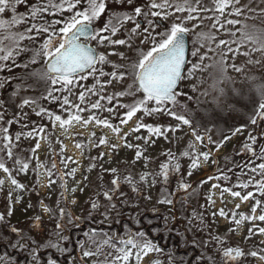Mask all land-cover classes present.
<instances>
[{
	"label": "snow or ice",
	"instance_id": "obj_1",
	"mask_svg": "<svg viewBox=\"0 0 264 264\" xmlns=\"http://www.w3.org/2000/svg\"><path fill=\"white\" fill-rule=\"evenodd\" d=\"M115 5L123 6L127 4L132 10L129 11H114L109 14L108 20L105 22L102 28L94 27V22L97 21L103 13L107 11L108 0H35L34 3L29 4L28 0H0V14H4L11 10V19H0V30H3L5 35L0 36V69L8 67L7 63L11 61L13 67H18L16 65V57L21 56V54L31 53V58L28 63L24 64L27 69L30 64H35L37 61L42 60V67L31 73L32 76L38 78L45 82V84L50 85L47 89V95L44 97L53 102H58L60 104L61 111L67 113V118L65 119L61 115H57L48 109L41 107L36 113L38 116L46 115L52 122L53 127L56 126L57 122L62 129H67L71 126L73 122H79L84 125L95 121L97 125H103L112 130V132L119 134L120 128L117 125H113L107 119H101L99 116L89 115L87 119H83L80 113L84 111L92 110H106L108 112H113L115 109L113 107L103 108L101 104L102 100H107L109 104L116 99V107L127 109L120 119V124H126L137 112L143 111L146 115H154L158 112H166L169 116L173 117L175 120L179 121L176 128L171 126L161 127L159 125L144 124L137 122L136 127L130 131H139L140 129H146L150 136H165L166 133L171 131L175 132L180 125H191V121L182 113L175 110L179 103L178 97L187 96L188 100H192V96H188L183 90H180V84L184 80H189L195 76L197 71L205 72L209 68L215 69L214 73L209 74L211 83L208 88L223 93L224 86L229 82V77L226 75L227 65L225 63V57L229 54H237L242 45L253 44L259 45V48H251L250 51L264 50V29L256 28L252 26L249 30L247 24H241V28L237 29L240 35L237 37L236 32H229L228 34L232 37L229 40H219L216 44L215 49L211 47L212 42L215 37L210 32H199L193 39V50L191 56L193 58L198 57V60L193 62L190 61L186 56V34H188L191 29L186 27L188 22L193 20H204L212 19L215 28L219 23L220 17L225 13L226 9L231 8L229 15L244 16V19L253 18L252 16L245 15V13L256 12L255 9L250 8L248 5H240V0H211V7L206 4V0H149V2L144 6H133V0H113ZM28 5L26 11L18 12V6ZM70 13V15L65 16L64 13ZM212 12V16L202 15V13ZM59 14L60 18H51ZM257 15H264V10H261ZM143 17V21H139L138 18ZM151 17V18H150ZM171 17H175L170 26L165 27V31L157 32L153 35L155 28L159 26L156 18L159 21H166ZM131 22L134 27L131 29V34H137L142 27V23L146 22L147 27H143V35L145 40H151V47L147 51L138 50V54L134 60L128 64H112V72L106 73L103 70V65L109 63L107 57L103 53L97 54L96 50L92 48L85 41L96 40L99 44L103 45L105 42L109 45H128L131 48L130 39H112L111 37L123 27L124 24ZM226 24L236 25L241 23L239 20L229 19L225 21ZM17 25H24L23 31H15L14 28ZM199 25L194 24L193 29ZM220 29H224V24H220ZM107 33V35H105ZM83 38V40L81 39ZM42 41L39 46H36L37 41ZM7 41V43H5ZM24 41H28L24 44ZM205 41L208 42V51H212L215 56H219V59H214L210 57L208 52L205 51L203 54L200 48L205 46ZM143 43V41H142ZM199 43L200 48L195 47ZM235 44L236 47L233 48L232 45ZM31 45V47L29 46ZM226 48L224 52H217V49L221 47ZM248 55V53H244ZM122 58L123 53L119 54ZM205 60H212L210 64H205ZM99 65V67H98ZM187 67V72L185 73V67ZM236 72H240L241 69L237 68L235 64L232 65ZM98 73V75H97ZM89 76H93L96 79L97 84L100 85L99 92L96 90V85L91 87H85L83 85H78V81L87 80ZM110 76L112 79L123 80L126 77L130 78L132 83L128 85L127 89L122 92H117L109 94L107 96L100 95L103 92L104 85L100 84V77ZM9 77L0 79V88H3L5 84L9 81ZM112 80L107 81L111 83ZM203 83L204 81H200ZM55 85H60L59 88L54 87ZM79 86L81 91L79 93L78 99L80 103H84L86 96L99 95L94 103L87 105L86 107H81L80 104H72L68 96L61 97L55 95L57 92L67 91L71 94L72 88ZM135 90V91H133ZM192 90H196V86H192ZM259 93V98L261 103L258 104L255 109V115L251 117V123L253 125L257 124V120L264 121V85H260L257 88ZM136 93H142L143 96L140 99L134 100L130 104L119 103L118 98L123 96H134ZM16 92H13V96ZM202 95H208V89L202 93ZM197 102L198 98H197ZM5 101L0 100V123L5 120ZM34 100L22 99L19 107L25 105L34 104ZM149 104H153V107H149ZM171 105V107H169ZM67 106V107H66ZM74 110V111H73ZM19 119L14 114L13 119L7 120L8 125L13 123H18ZM240 128H236L232 133L235 135L242 131ZM45 129L43 127H33L27 132H17L15 134L14 140L20 141L21 137H34L40 133H43ZM193 136L197 142H203L207 139L209 143H213L210 136H202L199 134L196 128H193ZM94 135V134H93ZM126 146L131 148L133 145L127 144ZM42 139L45 137H41ZM229 136H224V140H228ZM91 140V137L89 138ZM141 139V137H137ZM147 143L148 138L144 137ZM224 140L215 142L217 148H219ZM100 144H105L106 139L101 137L99 140ZM257 143V136L249 133L248 138L240 148V153L238 154H249L250 158L243 164L236 165L240 169V172L236 176L237 184L234 187H240L243 189H248L249 187H254L255 192L264 195V144L259 146L257 150L254 146ZM17 145L13 142V137L10 135L9 127L0 126V170H2L6 175L10 184L13 186L14 190H20L24 188V185L19 183L13 176L12 172L17 173L26 172L29 169V161L32 157L23 158L14 153V149ZM40 147L39 141L37 142L35 148L31 149L35 153L36 149ZM76 147L83 149V145L80 143L76 144ZM116 148L117 145H112ZM137 147L136 157L139 159L142 156V152ZM63 146H61V153H63ZM55 155V153H54ZM103 155V154H101ZM167 156V161L163 162L159 166V171L154 174L153 183H155V176H160L163 182H167L171 173L178 172L180 165L177 162L179 157H177L173 152L168 151L165 153ZM5 156L7 160L12 161L13 167L9 168L6 165ZM180 156L188 157L191 160L189 165V175H191V170L199 167L200 160L207 162L211 156L210 151L197 152L195 150L192 142H189L188 149L180 153ZM256 161H260L257 163ZM68 162L75 161L72 157H61L60 163L67 167ZM213 163H216L213 160ZM41 167H45L43 164L37 160V166L34 171ZM53 170H56L58 174V179L60 181V186L67 192L65 177H74L76 169L73 168L70 171L63 172L57 167V163L53 161L51 168H45L46 174L49 177V186L56 181H53L51 177L53 176ZM111 171L114 174L111 180V188H107L98 193V195H103L106 201L109 202L112 208H115V204L111 202L115 199L116 193L118 192L121 185V178L116 175L117 169L112 168ZM232 169H227L226 171L221 169L218 170L219 174L215 177L217 180H229L230 177L227 174L231 172ZM148 173L141 174L139 176V181L144 182ZM247 175V179L243 177ZM260 178L257 179L256 177ZM209 180L213 177H208ZM123 182L129 184L133 191H137L136 180L131 175L123 178ZM4 184V179H0V186ZM213 188L220 187L218 184H213ZM191 185L180 181L178 184V189L183 191H188ZM77 189L72 188V192ZM83 189H81L82 191ZM229 192L233 197H239L241 200L246 201L249 198L254 197L253 191H248L246 195H241L239 191H232L231 188H223L221 190V198H223V193ZM176 193L167 192L164 190L162 192L163 198L159 201L160 203H165L172 205L174 200L170 197L174 196ZM123 196V193H120ZM11 196L12 193L9 192V207L7 209V216L12 215L13 209L11 206ZM19 197H17V202H19ZM209 203H213L211 196L208 197ZM66 203V198H65ZM75 203V200L73 201ZM59 205V201L57 202ZM261 205L260 200H256L255 204L252 206V213L255 214L257 207ZM31 207V205H29ZM100 207L98 199H94L91 202V209L93 211ZM237 209L240 207L236 205ZM43 210L48 213L55 215L53 209L44 206ZM155 211V209H153ZM59 219L55 225L53 233L49 236L44 243L38 244L37 241L24 233L22 229L15 226L8 225L5 214L0 213V227L7 226L9 235L5 236L0 233V241H3L8 248L13 250H23L28 253L31 260L27 264H40V259L37 253L42 249H54L60 254L69 252L70 250L63 246L64 241H68L69 237L63 235L64 230V219L67 218L69 224L73 222H78L79 217H74L70 211L64 207H58ZM216 213H213L215 216ZM219 215L226 217L228 214L223 208L219 210ZM240 219H236L237 213H231L232 221L239 225L242 220H260L264 221V211H261L259 216L255 215H245L240 213ZM92 216V213H89ZM105 219L107 216V209L104 213ZM203 224V216L199 215L197 212L193 211L191 217L189 218V225L194 226L195 222ZM119 223V221H117ZM139 223V220H136ZM151 223V221H148ZM40 217L36 216L33 218L32 227L39 228ZM125 235L118 236L115 233H110L104 231L103 229L92 228L84 233L86 239L77 240L79 250L82 253L80 259V264H83V260L86 257H94L92 264H128L130 257L133 255L139 264V261L147 256L149 253H157L164 255V249L157 243H154L147 237L145 231H135L133 232L127 225L124 226ZM191 227L189 228V231ZM158 231L157 229L153 230ZM165 231L170 233L171 228L167 224V218H165ZM231 231V230H230ZM259 233L264 234V228L258 229ZM11 234H15L16 239L12 240L10 238ZM181 235L180 233H177ZM249 234H252V229H249ZM182 246L187 245V240L182 237ZM193 246L199 248H207L212 244L216 245L215 251L221 254V264H235L236 261L241 258L244 253L243 251L236 247L223 248L225 241L220 236L209 235L208 239L201 242L193 241ZM31 245H34L30 247ZM175 250L169 249L167 253V264H177L178 258L175 256ZM249 255L255 257L258 255L256 251H252ZM260 259H264V256H260ZM207 260L208 264H217L213 256L207 255L205 251H201L200 255L195 258L193 264H203V261ZM0 262L3 264H16L15 259L10 256L9 253L5 252L0 256ZM180 264H188V261L183 257L179 258ZM47 264H57V261L51 256L48 257ZM70 264H75V260L71 261ZM151 264H160V261L153 260Z\"/></svg>",
	"mask_w": 264,
	"mask_h": 264
},
{
	"label": "rangeland",
	"instance_id": "obj_2",
	"mask_svg": "<svg viewBox=\"0 0 264 264\" xmlns=\"http://www.w3.org/2000/svg\"><path fill=\"white\" fill-rule=\"evenodd\" d=\"M35 0L28 2L29 4L34 3ZM149 2V0H133V6H144ZM206 4L211 7V0H206ZM110 6H114L113 0L108 2L107 9ZM248 5L250 8L255 9L256 12L245 13V15L252 16L253 18L244 19V16L229 15L231 8L226 9L225 13L220 17L219 23L215 28L212 27V19L204 20H193L186 24V27L191 29L187 34L188 37V55L187 58L190 61H197L198 57L193 58L191 52L193 50V39L196 34L199 32H210L214 35L215 40L212 42L211 47L215 49L216 44L219 43V40H229L232 37L228 34L229 32H236L237 29L241 28V24H247L249 30L252 26L256 28L264 29V15H257L261 10H264V0H240V5ZM28 5L18 6V12L26 11ZM118 7H120L118 5ZM127 11H131L132 8L127 4L123 5ZM107 15V13H103ZM101 17L95 22L93 26L96 28H102L104 26V19ZM11 10L4 14H0V19H11ZM65 16L70 15V13L65 12ZM202 15L212 16V12L202 13ZM59 19L60 16L57 14L55 17ZM142 21L143 17H139ZM151 18V17H150ZM159 19V18H158ZM175 17H171L166 21H162L161 24L153 31V35L157 32L165 31L166 26H170ZM233 19L239 20L241 23L236 25L226 24L225 21ZM199 25L193 29V25ZM220 24H224V29H220ZM134 27V24L128 22L123 25V27L111 37L112 39H130L131 48L128 45H109L105 42L103 45L99 44L96 40L86 41L89 44H92L98 54L103 53L109 63L103 65V70L106 73L112 72V64H128L134 60L138 54V50L147 51L152 45L151 40H145L143 33V27H147L146 22L142 23L141 29L137 34H131V29ZM24 25H17L15 31H23ZM5 35L3 30H0V36ZM107 35V33H105ZM237 37L240 33L236 32ZM143 41V43H142ZM7 43V41H5ZM24 44H27L28 41H24ZM42 41H37L36 46L38 47ZM205 46L200 48V44L197 43L195 47L200 48L201 53L205 51L208 52L210 57L214 59H219V56H215L212 51H208V42L205 41ZM31 47V45H29ZM233 48L236 47L235 44L232 45ZM251 48H259V45L247 44L242 45L237 54L229 53L225 57V63L227 65L226 75L229 77V82L224 86L223 93L213 91L208 88V85L211 83L209 78L210 73H214L215 69L209 68L205 72L197 71L195 76L189 80H184L180 84V90H183L187 95L194 96L200 101H210L214 99L218 101L216 107L211 109L213 113L214 120H218L222 123L224 128L230 126L233 130H226L227 135L230 138L224 140L223 144L217 148L215 142H219L220 133L218 130L211 126L202 136H210L213 143H209L207 139L204 141L197 142L195 137L192 134L193 127L191 125H180L175 132H167L165 136H150L146 129H140L139 131H130L136 127L137 122L144 124L159 125L161 127L171 126L176 128V125L179 124V121L175 120L173 117L169 116L166 112H158L154 115H146L143 111L137 112L126 124H120V119L127 109L116 107L117 100L114 99L111 104L107 100H102L101 104L104 109L108 107H113L115 110L113 112H108L106 110H92L84 111L80 113L83 119H87L89 115H92L93 112L95 115L99 116L101 119L109 120L113 125H117L120 128L119 134L112 132L111 129L103 126L97 125L95 121L84 125L79 122H73L71 126H68L67 129H62L57 122L56 126L53 127L51 120L46 116H38L36 113L41 107L48 109L49 111L67 118V113L61 111L60 104L58 102H53L44 97L47 95V89L52 87L45 84L43 81V86L33 85L31 87H16L13 92H16V95L13 96L15 103L17 105L18 113L25 122L29 123L31 120H40L43 124L45 131L34 137H21L20 141L13 142L17 145L14 149L16 155L23 158L32 157L29 161L30 166L26 172L17 173L16 171L12 172V176L21 184L24 185L23 189L14 190L13 186L7 179V175L0 170V179H4V184L0 186V213H4L7 223L12 224L17 228H25L29 230L32 234H35L38 239H46L53 233L57 220L59 219L58 207H64L72 213L73 216L79 218H84L90 223H98L112 225L119 216L125 217L126 219L130 217H137L136 209L140 205V195L139 189H144L145 194L142 197L143 202H145V208L148 212H155L161 216L163 221L167 218L168 221L172 222V217L174 215L184 218L186 222V228L189 232V235L193 237L194 241L201 242L205 239H208L209 235L220 236L224 241L223 248H240L244 255L239 258L235 264H264V259H260V256H264V234L259 233V228H264V221L257 219L254 220H242L239 225L235 224L231 219V213L236 212V219H240V213L245 215H255L259 216L261 211H264V195H260L255 192L254 187H249L248 189H243L240 187H234L237 184L236 174L228 172L230 179L217 180L215 177L219 174L218 170H225L232 163L239 162V160H244L249 158L248 154H238L240 153V148L246 141L249 136V133L257 136V143L255 147L262 142V128L264 127V121L257 120V124L253 125L251 119L247 124L244 123L241 105L242 101L246 100V103L254 101L255 91L260 85H264V50L250 51ZM217 52H224L226 48L223 46L220 49L216 50ZM123 53L124 57L122 58L119 54ZM244 53H248L245 55ZM31 58V53L21 54V56L16 57V65L18 67H13L11 61L5 62L8 67L0 69V73L4 76H15V74H21L24 71L30 70L36 66L42 65V60L37 61L35 64H30L26 69L24 64L28 63ZM212 60H205V64L212 63ZM235 64L237 68H240V72H236L232 65ZM99 67V65H98ZM187 67H185V73L187 72ZM98 75V73H97ZM2 79V78H0ZM112 80L111 83L107 81ZM200 81H204L201 83ZM132 81L130 78H125L123 80L112 79L110 76L100 77V84L104 85L103 92H100V95L107 96L109 94L125 91L129 84ZM96 85V90L99 92L100 85L97 84L96 79L93 76H89L87 80L78 81V85H83L85 87H91ZM14 86L15 84L10 82V80L5 84L6 86ZM196 86V90H192V86ZM54 87L59 88L60 85H55ZM9 89V88H7ZM6 89V90H7ZM208 89V95H202V93ZM81 87L76 86L72 88L71 94L67 91L57 92L55 95L63 98V96H68L72 104H80L81 107H86L87 105L94 103L99 99V95L88 94L84 103H80L78 96L81 91ZM135 91V90H133ZM2 92V88H0ZM213 98L211 99V97ZM142 93H136L134 96H123L119 97V103L121 104H130L136 99L142 98ZM247 98V99H246ZM22 99L34 100V104L25 105L22 108L19 107ZM257 98L256 100H259ZM261 103L259 100L258 104ZM149 107H153V104H149ZM67 107V106H66ZM171 107V105H169ZM239 111L238 113L235 111ZM74 111V110H73ZM246 119V118H245ZM244 119V120H245ZM246 121V120H245ZM232 125V126H231ZM0 126L9 127L10 134L13 132H27L32 128L29 127V124L21 125H3L0 123ZM242 128L241 132L233 135L232 133L236 128ZM127 133L126 142L127 144L133 145L129 148L126 146L125 139L122 137ZM94 134V135H93ZM141 139H137V137ZM15 137V136H14ZM45 137V138H41ZM91 137V140L89 139ZM101 137L106 139L105 144H100L99 140ZM144 137L148 138L147 143L145 142ZM220 140V141H222ZM39 141L40 147L36 149L35 153L31 149L35 148L37 142ZM189 142L195 147L197 152L210 151L211 156L208 161H203V158L200 160L199 167L191 170V175H189V165L191 160L188 157L180 156V153L188 149ZM80 143L84 147L79 149L76 147V144ZM112 145H117L116 148H113ZM61 146H63V153H61ZM142 152V156L138 159L136 157L137 147ZM168 151L173 152L178 159L180 165L178 172H173L170 174L168 181L163 182L160 176H155V183H153V177L156 172L159 171L160 162L156 163L159 159H162V162L167 161V156L165 153ZM55 153V155H54ZM103 154V155H101ZM72 157L73 162H68L67 167L64 164L60 163L61 157ZM6 165L9 168L13 167L12 161L7 160L5 156ZM37 160L45 167H41L38 170L34 171L37 166ZM213 160L216 163H213ZM55 161L57 167L60 171L67 172L75 168L76 173L74 177H65L67 192L60 186V181L58 179V174L56 170H53V176L51 179L56 181L49 186V177L46 174L45 168H51V165ZM259 163L260 161H256ZM115 168L117 172L124 168L128 170L129 173L138 176L136 181L137 191L134 194L133 199L128 198L126 190L128 189L129 184L121 183L119 192L116 193L115 199L111 202L115 204V208H112L108 201L105 200L103 195H98L102 193V190L99 187L108 188L107 182L109 181V175L113 174L110 169ZM123 169V171H124ZM239 169V168H238ZM237 169V173L240 172V169ZM148 173L144 182L139 181V176L141 174ZM172 175L174 176V185L177 186L180 181H194L201 180L200 188L198 191H191L189 195H192L188 199L185 196H182V200L179 199V206L174 200V196L170 197L174 200V204L169 205L165 203H160L159 201L163 198L162 192L166 190L167 192H172V185L169 183V180H172ZM213 177L209 180L208 177ZM257 179L260 177L257 176ZM247 179V175L243 177ZM213 184H218L220 187L213 188ZM99 185V187H98ZM76 188L75 192H72V188ZM223 188H231L232 191H239L241 195H246L248 191L254 192V197L249 198L246 201L241 200L239 197H233L229 192L223 193V198H221V190ZM81 189H83L81 191ZM101 190V191H100ZM9 192L12 193L11 196V206L13 209L12 215L7 216V209L9 207ZM120 193L124 195L121 196ZM188 195V196H189ZM211 196L213 203H209L208 197ZM17 197H19V202H17ZM66 198V203H65ZM39 199L38 210L35 209L36 200ZM94 199H98L100 207L93 211L91 209V202ZM75 200V203L73 201ZM131 200V201H130ZM256 200L261 201V205L257 207L255 214L252 213V206L255 204ZM59 201V205L57 202ZM31 205V207H29ZM47 206L55 212V215L52 213L45 212L43 210L44 206ZM236 205L240 207L237 209ZM223 208L224 211L228 214L227 218L219 215V210ZM107 209L108 218L105 219L104 213ZM181 209V210H180ZM193 211L197 212L199 215L203 216V224H200L198 221L195 222L194 226L189 225V218L191 217ZM92 213V216H89V213ZM216 213L213 216V213ZM115 215V216H114ZM40 217V227L33 228V218ZM117 216V217H116ZM80 219L79 221H81ZM67 222H64L66 225ZM68 224V223H67ZM179 226L180 224L177 223ZM80 222H73L69 224V227L63 230V235L67 236V230L71 228H81L74 232V239L76 241L75 255L70 258H67V261L63 264H70L71 261L75 260V264H80V257L82 253L79 250L77 240H84L86 237L84 233L88 231L85 226H80ZM191 230L189 231V228ZM145 228V227H144ZM249 229H252V234H249ZM231 230V231H230ZM79 231V232H78ZM109 232V230H106ZM132 231H140L132 228ZM121 232V231H120ZM118 236H124L125 232L117 234ZM148 237V236H147ZM154 243L159 244V239H152ZM65 242V241H64ZM63 242V245L65 243ZM162 244L167 245V241H162ZM170 245V244H169ZM169 245H167L169 247ZM65 247V246H64ZM163 247V246H162ZM177 249V247H175ZM199 248V247H198ZM164 249V255L157 253H149L147 256H144L142 260L139 261V264H151L153 260H159L160 264H167V253L168 251ZM182 248L179 247L178 250ZM184 249V248H183ZM216 245L212 244L207 248H199L203 250L209 256H213L217 264H221V254L215 251ZM256 251L257 256L253 257L249 255L250 252ZM200 255V254H199ZM94 257H86L83 260V264H92ZM207 261V260H206ZM242 261V263L240 262ZM3 264V262H0ZM57 264H61L57 262ZM128 264H137L135 256L130 257ZM203 264H208V262L203 261Z\"/></svg>",
	"mask_w": 264,
	"mask_h": 264
},
{
	"label": "trees",
	"instance_id": "obj_3",
	"mask_svg": "<svg viewBox=\"0 0 264 264\" xmlns=\"http://www.w3.org/2000/svg\"><path fill=\"white\" fill-rule=\"evenodd\" d=\"M32 0H28V2H31ZM112 0H108V2H110ZM114 11H127L123 6L118 7V5H114V6H110L107 9L106 13L107 15L103 14L102 18L104 19V24L105 22L108 20L109 18V14L111 12ZM96 22V21H95ZM94 22V24H96ZM40 67H42V65H38L30 70L24 71L21 74H15V76H9V80L10 82L14 83L15 85L12 86H6L2 88V92H0V100L5 101V108H6V113H5V120L2 122L3 125H6L7 120L9 119H13L14 114L18 117L19 122L18 123H13L14 125H21L24 126L25 124H29L31 128L35 127H42L43 124H41L42 122L40 120H31L29 123H21V122H25L19 115L18 113V109H17V105L15 103V100L13 99V91L15 89V86L18 87H31L33 85H40L41 87L43 86V81L39 80L38 78L34 77L31 75L32 72H34L35 70L39 69ZM112 67V66H111ZM0 78H6V76H4L2 73H0ZM9 88V89H7ZM7 89V90H6ZM255 99L254 101L248 102L246 103V100L242 101V105L241 107V111H242V116H243V121L244 123H241L242 125H245L248 123V121L251 119V117L253 115H255V109L258 106V102L259 100H256L257 98H259V93L258 91H255ZM190 96V95H188ZM214 95H212L211 99L213 98ZM193 99L192 100H188L187 96H182V97H178L179 103L176 106L175 110L177 112H180L182 114H184L190 121L192 124L193 128H196L199 132L200 135L204 134L211 126L215 127L218 132L220 133V138L219 141L222 140L224 138V136L227 135L228 132H226V130H233V128H229L230 126L224 128L222 126V123L218 120H214L213 117V113L211 112V109H213V107H216L217 103H219L218 101H215V97L213 100L210 101H200L197 102V98L192 96ZM247 99V98H246ZM235 112H239V111H235ZM246 118V119H245ZM246 121H245V120ZM232 126V125H231ZM16 132L11 133L10 135L13 137L15 136ZM262 142H259V144L255 147L257 150L259 149V146L264 144V127L262 128ZM15 153V152H14ZM249 155V154H248ZM250 158V155H249ZM249 158L244 159V160H239V162H234L231 165L228 166V168L225 169V171L227 169H232V173L233 174H238L236 171L238 169V167H236V165L239 164H243L245 161H247ZM163 163L162 159H159L158 161H156V163ZM121 168L116 175H119L121 178V183L123 182V178L126 176L131 175L132 177L135 178V180H138V176L134 175L132 173H129L128 170ZM239 170V169H238ZM114 174L109 175V181L107 182V187L111 188V180L113 179ZM136 180V181H137ZM174 176L172 175V180H169V183L172 185V192L176 193L174 195V200L177 202V206H179V202L178 200L181 199L182 200V196H185L187 199L189 197H191L192 195H189L191 193V191H198L200 188V182L201 180H194V181H190L187 182L185 181L184 183H187L189 185H191V188L188 191H183V190H179L178 189V185L175 186L174 185ZM127 184V183H126ZM128 189L126 190V194H128V198H132L134 197V194L136 193V191L132 190V187L130 185H127ZM99 187V185H98ZM102 191L105 190L104 187H99ZM107 189V188H106ZM100 190V191H101ZM119 192V190H118ZM145 191L144 189H139V195H140V205L138 206V208L135 210L137 213V217H130L128 219H126L125 217L121 216L119 218V216L117 217L118 220H116L111 226L107 225V224H100V221H98V223H93V222H89L87 220H85L84 218H80L82 219L80 222V224L82 226H85V228L83 229H87L90 230L92 228H96V229H103L104 231L109 230L110 233H115V234H119L121 232H125V228L124 226L127 225L128 228H130L132 230V228L137 229V230H143L145 231V233L147 234L148 237L152 238V239H159V242L162 245V241H168L169 242V247H165L164 245L163 248H165V250H169V249H174L175 250V256L178 258L177 260V264H180L179 262V258L183 257L184 259H186L188 261V264H193V261H195V258L197 256H199V254L201 253V251L199 250L198 247L193 246V237H191L189 235V232L187 231L186 228V220L183 218H180L176 215H174V217H172V222L167 220V224L168 226L171 228V232L168 233L165 231V221H163V223H159L158 221V213L153 211V212H148V210L145 208V202H143L142 197L144 196ZM189 195V196H188ZM117 197V196H115ZM131 201V200H130ZM38 204H39V199L36 200L35 203V209L38 210ZM181 210V209H180ZM115 216V215H114ZM77 217V216H74ZM139 220V223H136V220ZM117 221H119V223H117ZM148 221H151V223H148ZM64 222H67V218L64 219ZM64 226L65 228L69 227V223ZM179 223L180 226L177 224ZM10 225V224H8ZM80 225V226H81ZM11 226H13L11 224ZM144 226H148V229H145ZM22 229L24 231V233L28 236L33 237L38 244H42L45 242L46 239H38L37 236L35 234H32L29 230H25V228H19ZM81 228H71V230H67V236L69 237L68 241H65V246L66 248H68L70 251L66 252L64 254H60L58 252H56L54 249H42L37 253V256L40 259V264H47V260L48 257L51 256L53 259H55L57 262L63 264L67 261V258L72 257L73 255H75V251H76V247H75V239H74V232L77 230H80ZM157 229L158 231L154 232L153 230ZM121 231V232H120ZM79 232V231H78ZM0 233H2L5 236L9 235L8 232V227L7 226H3L0 227ZM177 233H180L181 235H178ZM182 237L185 238L187 240V245L186 246H182L183 240ZM10 238L12 240L16 239L15 234H11ZM175 242V243H173ZM197 242V241H196ZM177 243V245H179L180 248H182L181 250H178L175 248V244ZM34 245L30 244V247H32ZM184 248V249H183ZM5 252L9 253L10 256H12L15 261L16 264H27L28 261L31 260V257L28 255V253L26 251L23 250H13L11 248H8L5 243L3 241H0V256H2ZM205 262H207L205 260ZM242 263V261H240Z\"/></svg>",
	"mask_w": 264,
	"mask_h": 264
},
{
	"label": "water",
	"instance_id": "obj_4",
	"mask_svg": "<svg viewBox=\"0 0 264 264\" xmlns=\"http://www.w3.org/2000/svg\"><path fill=\"white\" fill-rule=\"evenodd\" d=\"M157 19V21H158V23L159 24H161L162 22H160L159 21V19L158 18H156ZM138 20L139 21H142L140 18H138ZM82 40H83V38H81ZM185 39H186V56L188 55V37H187V34H186V37H185ZM86 42V41H85ZM87 43V42H86ZM89 44V43H88ZM92 48H94L95 50H96V48L92 45V44H89ZM96 52H97V50H96ZM97 54H98V52H97Z\"/></svg>",
	"mask_w": 264,
	"mask_h": 264
}]
</instances>
